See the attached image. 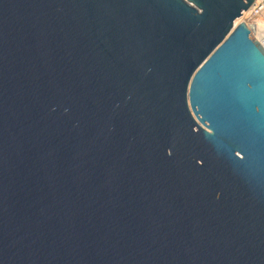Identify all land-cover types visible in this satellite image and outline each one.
Instances as JSON below:
<instances>
[{
  "label": "water",
  "instance_id": "1",
  "mask_svg": "<svg viewBox=\"0 0 264 264\" xmlns=\"http://www.w3.org/2000/svg\"><path fill=\"white\" fill-rule=\"evenodd\" d=\"M253 0H0V264H264Z\"/></svg>",
  "mask_w": 264,
  "mask_h": 264
},
{
  "label": "built area",
  "instance_id": "2",
  "mask_svg": "<svg viewBox=\"0 0 264 264\" xmlns=\"http://www.w3.org/2000/svg\"><path fill=\"white\" fill-rule=\"evenodd\" d=\"M242 16V17H241ZM240 22L246 26V23L258 22L259 28L264 29V0H253V3L249 7V11L245 15H241ZM247 27V26H246Z\"/></svg>",
  "mask_w": 264,
  "mask_h": 264
},
{
  "label": "bare ground",
  "instance_id": "3",
  "mask_svg": "<svg viewBox=\"0 0 264 264\" xmlns=\"http://www.w3.org/2000/svg\"><path fill=\"white\" fill-rule=\"evenodd\" d=\"M248 11H249V8H248L246 11H244V12L242 13V15L247 14ZM241 17H242V16H241ZM238 20H240V18H238ZM256 24H258V22H256L255 24H254V23H246V26H247V28H251V27H253V26H255V27H259V26L256 25Z\"/></svg>",
  "mask_w": 264,
  "mask_h": 264
}]
</instances>
